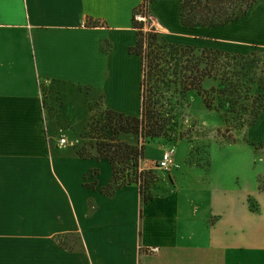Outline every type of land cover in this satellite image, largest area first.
Wrapping results in <instances>:
<instances>
[{
  "label": "crops",
  "instance_id": "1",
  "mask_svg": "<svg viewBox=\"0 0 264 264\" xmlns=\"http://www.w3.org/2000/svg\"><path fill=\"white\" fill-rule=\"evenodd\" d=\"M143 1L0 0V264H264V190L249 169L207 184L176 181L144 203L137 183L103 190L110 160L96 149L82 156L45 128L42 85L50 80L140 113L143 61L130 47ZM180 8L181 0L149 4L158 30L175 41L236 54L264 49V0L237 20L198 28L182 25ZM152 145L145 168L167 148L150 157ZM73 233L82 241L75 249L60 239ZM154 246L160 250L147 252Z\"/></svg>",
  "mask_w": 264,
  "mask_h": 264
},
{
  "label": "rangeland",
  "instance_id": "2",
  "mask_svg": "<svg viewBox=\"0 0 264 264\" xmlns=\"http://www.w3.org/2000/svg\"><path fill=\"white\" fill-rule=\"evenodd\" d=\"M165 35L172 42L183 43L175 41L173 36ZM201 44L204 47L219 49L213 45L209 46L206 42ZM149 48L151 49L147 42V52ZM229 54L232 56L219 58L223 64L222 69L226 67V70L236 72V78L246 86L242 87L238 103L234 107L236 112H228L232 105L229 102L220 110L208 108L196 90L181 95L176 93L173 87L172 91L167 93V96L173 94L171 98L172 107L176 111L174 122L177 134H169L150 142L155 145L149 148V156L155 157L159 153V145L174 147L175 152L169 169L156 167L160 158L150 164L151 167H144L152 168L157 176L152 185L154 194L167 192L176 181L186 184L189 179L207 184L212 177L221 176L225 170L228 175L238 166L249 169L257 188L264 189V147L256 150L250 144L264 142V133L257 128V122L261 114L264 116V110L255 121L248 123L253 117L250 114L253 104L264 103V49ZM220 83L221 79H210L205 81L203 86L209 89L212 86H220ZM42 88L47 110L46 130L49 131L51 139L56 142L65 136L68 140L67 146L93 152L97 143V138L93 136L98 134L91 126L98 124L101 128L107 118V107L103 105L101 98H79L77 94L71 95L64 84L51 80L45 81ZM239 111L243 113L240 114ZM227 118L230 119L229 122L226 121ZM122 139L129 143L138 141V137L131 133L122 134ZM248 201L252 209L261 208L254 195L249 196ZM60 239L66 247L73 249L80 247L82 242L75 233L61 236Z\"/></svg>",
  "mask_w": 264,
  "mask_h": 264
},
{
  "label": "trees",
  "instance_id": "3",
  "mask_svg": "<svg viewBox=\"0 0 264 264\" xmlns=\"http://www.w3.org/2000/svg\"><path fill=\"white\" fill-rule=\"evenodd\" d=\"M146 1L135 9L134 26L138 30V40L130 47V51L139 54L143 61L140 113L131 115L107 108L106 122L101 128L98 124L91 126L98 134L93 136L97 138V153L94 156L109 159L113 167L112 180L103 190L113 194L124 185L137 183L144 203L155 197L152 185L157 179L152 168L145 169L142 166L146 145L159 137L177 134L174 122L176 111L172 107L171 98L173 94L167 96V93L173 87L181 95L196 90L208 108L220 110L229 102L232 105L228 112H236L234 107L238 103L242 87H246L236 78V72L226 70V67L222 69L223 64L219 58L232 56L228 52L201 48L191 43L172 42L155 27L146 31L144 23L136 19V14L142 10ZM151 1L153 0H148ZM255 1L257 0H181L180 20L186 28L225 25L245 16ZM147 42L151 47L149 52ZM210 79H221L220 86L205 89L203 83ZM262 110L263 102L253 104L250 111L253 117L248 123L255 121ZM229 120L226 119L227 122ZM128 133L136 135L138 141H124L122 134ZM250 144L256 150L264 147V142ZM77 152L82 156L93 155V152L81 149H77Z\"/></svg>",
  "mask_w": 264,
  "mask_h": 264
},
{
  "label": "built area",
  "instance_id": "4",
  "mask_svg": "<svg viewBox=\"0 0 264 264\" xmlns=\"http://www.w3.org/2000/svg\"><path fill=\"white\" fill-rule=\"evenodd\" d=\"M149 4L150 2H148L147 0L142 6V10H140L136 14V19L144 23V29L146 31L154 27L158 29L156 22H155V17L149 9ZM45 128H47V126H45ZM59 144L62 146H67L68 145L67 138L65 136L61 137L59 139ZM174 152H175L174 147L166 148L162 154V157L158 160L156 167L161 168V169H169L173 162ZM159 250L160 248L158 246L147 248V252L149 253H155V252H158Z\"/></svg>",
  "mask_w": 264,
  "mask_h": 264
}]
</instances>
